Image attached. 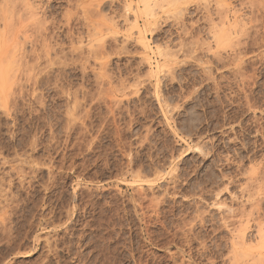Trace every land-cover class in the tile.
<instances>
[{"label": "rangeland", "instance_id": "obj_1", "mask_svg": "<svg viewBox=\"0 0 264 264\" xmlns=\"http://www.w3.org/2000/svg\"><path fill=\"white\" fill-rule=\"evenodd\" d=\"M2 1L0 264H264V0Z\"/></svg>", "mask_w": 264, "mask_h": 264}, {"label": "bare ground", "instance_id": "obj_2", "mask_svg": "<svg viewBox=\"0 0 264 264\" xmlns=\"http://www.w3.org/2000/svg\"><path fill=\"white\" fill-rule=\"evenodd\" d=\"M159 1V2H157ZM165 1L167 3H169L173 9V11H177V10H181V7L182 5L184 6L187 2H184V0H162L161 3H165ZM141 2H144V8L145 10L147 11L145 14L148 13V20L146 21V26L149 27L151 26L153 23V21L155 20H152V18L155 17V15L151 12V9L153 10L154 9V5L155 3L157 4V7L160 3V0H142ZM191 2V1H190ZM253 2V0H252ZM252 2L250 0L246 1V0H209L207 5H206V8L205 9V19L208 23V26L206 28H208V30L206 29V31H208V34L210 37H212V39L214 40V42H217L220 46L221 45H231L232 44H239V42L243 39V38H248L249 37V31H250V26L247 27V24H251L253 22V19H254V16L253 14L251 13H254V12H249L250 15L248 16V12L247 10L249 9L252 10L253 8L251 7V5L253 6ZM160 3V5H161ZM163 3V4H164ZM235 3H238L237 5ZM4 4V1L0 2V5L3 6ZM129 4V2H128ZM166 4V3H165ZM164 4V5H165ZM257 3H255L254 5H256ZM127 5V4H126ZM153 8H152V6ZM170 5L167 9H170ZM129 6V5H128ZM146 6V7H145ZM156 6V5H155ZM168 6V5H167ZM187 6V5H186ZM185 6V8H186ZM259 6H260V3H259ZM156 7V8H157ZM258 7V6H257ZM261 7V6H260ZM259 7V8H260ZM2 8V7H0ZM130 8V7H129ZM160 8V7H159ZM158 8V10H159ZM162 8V6H161ZM255 9H258V8H255ZM133 10V9H132ZM254 10V9H253ZM252 10V11H253ZM259 10V9H258ZM180 11L179 13H175V14H180ZM255 11V10H254ZM261 11V10H260ZM133 12V11H132ZM131 12V13H132ZM155 12V11H154ZM256 12V11H255ZM182 13V12H181ZM257 14V13H256ZM131 15V14H130ZM144 16V15H143ZM257 16V15H256ZM180 17V15H179ZM183 16L181 15L180 17V22H181V18ZM260 17V15L258 16ZM145 18V17H144ZM156 18V17H155ZM200 19V18H199ZM256 20V19H255ZM254 20V24L257 23V20L255 21ZM127 21V20H126ZM202 21V20H201ZM205 21V20H204ZM131 22H134V21H131ZM159 22V21H158ZM157 22V23H158ZM256 22V23H255ZM258 22H260L258 20ZM124 23V22H123ZM126 23V22H125ZM197 23V21H196ZM206 23V22H205ZM182 24V23H181ZM193 24V23H192ZM253 24V23H252ZM251 24V25H252ZM258 24V23H257ZM261 24V22H260ZM183 25V24H182ZM126 26V25H125ZM153 26V25H152ZM186 25H184V28H185ZM135 27V24L134 26L132 25L131 28ZM137 27V26H136ZM135 27V28H136ZM145 27V26H144ZM156 27V26H155ZM183 27V26H182ZM256 30L257 28L255 26H253ZM126 28V27H125ZM183 28V29H184ZM127 29V28H126ZM151 29V28H150ZM153 29V28H152ZM253 29V28H252ZM254 29V30H255ZM132 30V29H131ZM138 30V29H137ZM124 31V30H123ZM128 31V30H127ZM130 31V30H129ZM142 31V30H141ZM131 32V31H130ZM138 32V33H137ZM136 34L137 36L140 35V31H137ZM152 32V30H151ZM128 33V32H127ZM143 33V32H141ZM256 33V31H255ZM126 34V33H125ZM253 34V33H252ZM135 35V34H134ZM253 36V35H252ZM251 36V37H252ZM144 37V36H142ZM127 38V37H126ZM139 38V37H138ZM140 39V38H139ZM144 39V38H143ZM211 39V38H210ZM138 41V39H137ZM141 41V50L142 51H146L148 50V43L145 44L144 41L139 40ZM229 47V46H228ZM234 47V45H233ZM232 47V48H233ZM140 48V47H139ZM219 52V51H218ZM146 53V52H145ZM166 54V53H165ZM218 54V53H217ZM142 55V54H141ZM147 58V57H146ZM145 59V58H144ZM249 222V221H248ZM247 224V222H245ZM253 224V223H252ZM245 228V227H244ZM247 228L249 229L250 227L247 226ZM251 228H255V234L256 236L258 235V239H259V247L261 248V250H264V227L261 226V224H257V223H254V225L251 227ZM250 228V230H251ZM238 229V228H237ZM243 230V229H242ZM245 231V229L243 230ZM244 233L243 232H238V235L236 236L237 237V242H235L234 240V244L237 243L238 245H241V246H244V244L246 243V241L244 240ZM254 234V233H253ZM245 242V243H244ZM236 244V245H237ZM264 255V252L262 251H259L256 256L259 257V260H262V258H260L261 256ZM249 257V255L247 256ZM253 257V256H252ZM251 258V257H250ZM255 258V256H254ZM243 259V258H241ZM249 259V258H248ZM257 259V258H256ZM255 259V260H256ZM254 260V262H255Z\"/></svg>", "mask_w": 264, "mask_h": 264}]
</instances>
